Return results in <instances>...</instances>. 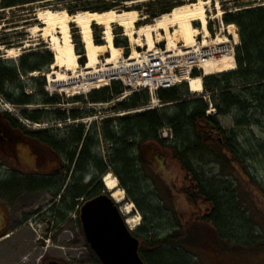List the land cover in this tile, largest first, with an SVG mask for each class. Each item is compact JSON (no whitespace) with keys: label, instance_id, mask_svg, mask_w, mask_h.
<instances>
[{"label":"trees","instance_id":"obj_1","mask_svg":"<svg viewBox=\"0 0 264 264\" xmlns=\"http://www.w3.org/2000/svg\"><path fill=\"white\" fill-rule=\"evenodd\" d=\"M43 1L49 0H0V10ZM168 2L154 0L146 3L150 6L148 18L170 12L175 5ZM112 7L103 6L90 11H105ZM221 18L223 24L237 27L239 44L235 47L234 69L202 78L204 92L209 95L214 113H207V100L190 93L185 82L159 88L156 99L160 105L146 108L151 100L147 90L132 91L123 96L125 87L119 81H112L109 86L91 90L86 99L73 96L68 100L69 103L90 104L115 101L111 108L115 113L113 117L92 121L88 125L78 121L60 129L34 131L40 142L58 153L66 173L49 175L45 179H1L0 191L15 194L50 186L56 201L52 216L58 223L71 212L77 213L79 199L87 201L100 193H107L101 178L111 171L142 214V224L132 234L139 240L138 251L145 264H192L195 257H189L183 244L191 240L195 221L211 223L216 231L215 244L222 249L264 246V240L254 235L248 210L240 205L236 207L238 199L231 181L210 177L204 170V166L210 163L218 166L221 172L228 168L241 169L255 182L248 159L252 153H259L264 160V141H256L252 134H246L250 128H264V4L226 11ZM208 29L211 30L210 23ZM94 43L100 44L98 39ZM113 46L123 47L127 55L126 37H115ZM71 51L74 55L84 54L79 45H75V50L73 45ZM52 60L49 53H34L27 60L20 58L17 62L0 60V93L16 106H42L21 111L20 115L31 123L67 118L81 120L91 115L92 111L83 109L48 110L53 104L60 103V98L49 96L42 89L44 78H28L32 91L25 92L20 75L47 68ZM79 63H85L84 56L79 58ZM199 74L198 71L192 72L193 76ZM0 114L11 125L20 126L10 115ZM222 120H228L227 127ZM166 128L169 134L163 137L161 132ZM167 154L184 173L186 185L181 191L195 208L196 216L192 213L185 222L176 221L171 230L160 236L154 230L156 223L167 219L169 222L170 214L161 201L151 203L147 200L146 191L148 186L156 185L153 166L158 161L164 163ZM257 189L264 197V188L259 185ZM156 192L155 189L152 193ZM147 215L151 219H147Z\"/></svg>","mask_w":264,"mask_h":264},{"label":"rangeland","instance_id":"obj_2","mask_svg":"<svg viewBox=\"0 0 264 264\" xmlns=\"http://www.w3.org/2000/svg\"><path fill=\"white\" fill-rule=\"evenodd\" d=\"M149 1L154 0H49L46 2H37L0 10V60L17 62L20 58L27 60V57L34 53H49L52 56L53 64L55 61L54 55L58 57L59 55H63L64 48L62 49V47L64 46V42L62 40L64 36L60 33L58 24L52 23L50 26V33H53L57 37L58 48L56 50L52 49L50 45L51 41H49L50 38H43L41 36V33L43 34V32L36 31L35 33H32V27L34 26H37L38 28L48 27L46 23H41L42 21L39 22V20L36 19L39 12L42 10L47 9L52 12H60L63 10L66 14L72 15L78 11H90V9L93 8L112 5L113 7L111 9L124 11L135 10L138 18L134 22V27L136 30H143L145 26L154 25V20L160 16L159 15L153 19L148 18L147 9L150 8V6H147L146 3ZM196 1L198 2V0H169L168 3L175 5V7H179ZM202 1L205 2V25L207 26L210 23L212 28L211 31H208V28L206 27L210 35V37H207V40H209L208 43L212 42L214 38L215 42L224 39L226 29L223 27L226 25L223 24L222 27L219 21V17L224 12L235 11L247 6L264 4V0ZM83 7L86 9L88 8V10H83ZM152 7L154 8L155 6L153 5ZM220 11L221 15L219 16L218 14ZM66 24L69 43L74 45V49L75 45H79L85 53L84 45L81 43L79 28L74 23L67 22ZM190 27L194 32L200 30L198 34H194V40L188 42L183 36V28L181 24H177L175 27L170 28L171 33L175 29L177 30L175 35H173V33L171 34L175 46H169L167 40H163V31L161 32L159 30V33H151L152 40L154 41V45L151 49H154V47H160L161 44L162 49L167 46L170 49H173L178 48L181 45H183V47L191 46L194 42L204 43L203 30L199 21H191ZM229 29L231 30V28ZM91 31L93 41L98 39L100 45L105 44L103 39L104 30L101 26L92 24ZM110 33L112 40L115 37H126L128 41L127 55H125L126 49L119 47L117 48L118 55L112 56L113 59L118 57L120 53L124 57H127L131 55L133 50L139 52L148 49V46L144 43V35L139 32L134 35V37L138 39L137 42L129 40V38L123 34V28L118 25L112 24L110 27ZM211 38L212 41H210ZM139 43H141V45H138ZM26 44L33 45L25 47ZM8 49L14 50L12 51L11 56H7L6 54V50ZM108 57H110V54L104 52L99 54L98 59L103 61ZM85 61L87 62L86 58ZM52 64H49L47 68L32 72L28 74L27 77L23 76V78L20 79L25 86V92L31 93L32 91V83L28 81V78L36 77L44 78L42 89L49 95L52 85L48 82L49 78L47 77V74L52 71ZM55 69L57 72H64V68ZM58 97L60 98V103L53 104L47 108L48 110H89L93 112L90 117L94 118V121H101L104 118L113 117L115 114L111 111L115 101L106 104L69 103V98L66 97L63 92L62 96L60 97L58 95ZM36 99H38V97H36ZM39 107L42 106L39 104L29 106L13 105L9 110L13 111L11 114H18L21 118L20 113L23 109H34ZM1 109H4V107ZM11 117L17 121L20 127L30 131L60 129L65 125H68L61 124L60 127L58 125H48L28 129L17 117ZM89 123L90 122L86 120L84 124L88 125ZM222 124L227 127L229 124L228 120H222ZM246 134H252L256 141H264V128H250L249 130H246ZM17 148L19 160L24 164H29L28 169L31 170L32 165L29 163L30 156H28L26 148L20 143L17 144ZM10 157L11 156L5 154V152L0 151V180L7 171V165H4V162L7 163V159ZM248 167L251 170L250 174L254 177L255 182L241 169L236 170L228 168L224 172H221L218 166H214L213 163H210L204 166V170L209 172L210 177L215 176L217 179L226 178L231 181V188H233V193L238 199L236 201V207L238 208L240 205L242 208L248 210L247 215L253 221L251 227L254 230V235H259L258 237L264 240V197L257 189L259 185L264 188L263 155L259 153L253 155L252 153V157L248 159ZM153 170L154 175L157 177V181L155 187H147V200L151 203H158V201H161L163 208L168 209L167 212L170 214L171 219L169 222L167 218V220H162L161 222L157 221L154 230L157 235L161 236L171 230V228L176 225V221L183 223L187 220L189 214L192 213L196 216V210L195 208H192V205L187 201L185 195L181 191L186 183L184 180V173L177 162L172 160L167 154L165 162L162 163L158 161L155 167L153 166ZM108 173H110L112 177H115L111 171ZM117 186L122 192V197H120L122 203H117L118 210L123 209L127 205L130 206L131 209L129 217L125 218L124 215H122V217L124 220L137 218V227L140 226L143 221L140 210L120 187L118 180ZM155 189L157 190L156 194L152 193ZM105 190L108 192V195H111V192L107 190V188H105ZM52 200L53 199L46 194H10L2 190L0 191V236L5 232L8 234V237L6 236L7 238L5 239H2L3 236L0 237V264H43L44 262L46 264L49 260L57 261L60 264H100L97 256L88 246L76 213L73 211L67 215L66 219L55 223L52 212L54 213L55 211L54 208L56 207V203L50 208L47 207ZM57 207H60V205ZM147 219H151V217L147 215ZM193 224L191 240L189 239L183 244L189 257H195V260L192 259V264H264V246H258V244H256L253 248L229 246L222 249L218 247L219 245L217 246V244H215L216 231L211 223L195 221ZM132 230L135 231V228Z\"/></svg>","mask_w":264,"mask_h":264},{"label":"bare ground","instance_id":"obj_3","mask_svg":"<svg viewBox=\"0 0 264 264\" xmlns=\"http://www.w3.org/2000/svg\"><path fill=\"white\" fill-rule=\"evenodd\" d=\"M221 15V11L218 14ZM37 16V14H36ZM222 16V15H221ZM138 18L137 12L135 10L133 11H124V10H116V9H109L105 11H78L72 15L66 14L65 11L60 12H52L50 10H42L39 12L38 17L36 18L41 23H46L48 27L44 28H38L37 26L32 27V33H35L36 31L43 32L41 33V36L44 38L48 37L50 38L49 41H51L50 45L52 49H57V37L53 33H50V26L52 23L58 24L60 28V33L63 34V42L65 51H63V55L55 56V61L52 64V71L47 74V77L49 78L48 81L52 82L54 77H57L55 81L62 82V81H68V79H73V73L74 71H77L79 69V63L77 61V55L72 54L71 48L72 44L68 41V30H67V22L74 23L79 28V34L81 37V43L84 45V56L87 59V65L84 68L85 70L94 68L98 64V57L100 53L107 52L110 54V57L107 59V63H112L111 61L115 62L119 59L120 55L113 59L112 56L118 55V50L113 46V40L110 33V27L112 24L118 25L119 27L123 28V34L129 38L131 41H138L134 37L138 32L142 35H144V43L148 46V50L150 51L151 48L154 45V41L152 40L151 33H159V30L164 32L163 40H167L169 43V46H175V42L172 41V36L176 34V29L171 33L170 28L175 27L177 24H181L182 26V32L183 36L185 37L186 41H193L194 34H198L199 30L197 32H194L190 27L191 21H199V23L202 26L203 30V39L204 44L207 41L208 31L206 30V15H205V2L202 0H198V2H193L187 5H182L179 7H175L170 12L164 13L157 17L154 20V25L145 26V28L142 30H136L134 27V22ZM92 24L99 25L104 30V41L105 44L99 46L94 44V41L92 40V31L91 26ZM233 24L229 25V28H231V32L236 35V32L234 31ZM181 32V31H180ZM181 32V33H182ZM162 34V33H161ZM237 37V35H236ZM219 40V39H217ZM212 41V38H211ZM221 41V40H219ZM213 42H215V39H213ZM216 43V42H215ZM209 43H206L208 45ZM33 44H26L25 47L32 46ZM138 45H141L139 43ZM192 46V45H191ZM191 46H186L187 48H190ZM155 48V47H154ZM51 49V48H50ZM20 50V49H19ZM13 49L6 50L7 56H11ZM137 51L133 50L129 60H135L137 59ZM6 56V57H7ZM17 56V55H16ZM64 62H63V61ZM209 66V68L215 69L218 72L219 71H228L232 70V62L231 59L228 57H223L219 59L217 62L208 63L206 64ZM220 65V66H218ZM64 68V72H57L55 68ZM234 67V66H233ZM207 69V74L209 75V69ZM220 69V70H218ZM234 69V68H233ZM110 70V69H108ZM102 71V70H101ZM75 74V72H74ZM106 75V74H105ZM109 75H113V73L110 70ZM181 81H185L188 83L191 87L190 91H198L201 86V78L200 76H194V77H185ZM179 83V82H178ZM177 84V83H176ZM65 86V84H63ZM108 86L107 82H103L100 84L99 87ZM142 90V89H140ZM102 181L104 186L111 192L110 197L115 201L116 203L121 204L122 199H120L121 196V190L117 186V180L115 177H112L110 173H106L102 177ZM120 214L124 215L125 218L130 216L131 209L130 206H126L123 209H120ZM125 223L127 224L128 228L134 229L138 225V219H126Z\"/></svg>","mask_w":264,"mask_h":264},{"label":"built area","instance_id":"obj_4","mask_svg":"<svg viewBox=\"0 0 264 264\" xmlns=\"http://www.w3.org/2000/svg\"><path fill=\"white\" fill-rule=\"evenodd\" d=\"M232 28H234L237 35V28L235 26H232ZM225 32L224 39L216 43L212 41L208 45L196 42L190 48L181 45L173 49L169 47L164 49L155 48L150 51L146 49L138 52L135 60H129L130 56H120L117 61H111L112 63H107L108 59L99 60L94 68L88 70L84 69L85 64L74 71L75 74L71 72L73 73V79L58 82L55 81L57 77L52 78L50 93H57L60 96L62 92L66 96L74 94L86 96L92 88H98L103 82L120 81L125 87L129 88V91L146 89L152 97H155L158 88L173 86L181 82L182 79L188 75L190 76L193 69L205 72L204 66L206 64H214L223 57L230 58L232 62L238 36L236 37L231 32L229 25L226 26ZM108 69L111 70L113 75H109L110 70ZM199 92L204 99L209 101L208 94L202 93L201 87ZM157 104L158 101L152 99L151 106ZM0 106L11 109L1 94ZM211 106L209 102L208 112H214ZM66 121H69V119Z\"/></svg>","mask_w":264,"mask_h":264},{"label":"water","instance_id":"obj_5","mask_svg":"<svg viewBox=\"0 0 264 264\" xmlns=\"http://www.w3.org/2000/svg\"><path fill=\"white\" fill-rule=\"evenodd\" d=\"M79 219L87 243L102 264H145L139 255L138 239L106 193L88 199L80 208Z\"/></svg>","mask_w":264,"mask_h":264},{"label":"flooded vegetation","instance_id":"obj_6","mask_svg":"<svg viewBox=\"0 0 264 264\" xmlns=\"http://www.w3.org/2000/svg\"><path fill=\"white\" fill-rule=\"evenodd\" d=\"M208 41L209 40L205 43H208ZM33 133L34 131L23 129L20 126L11 125L6 119L0 116V151H3L5 154L11 156L7 159V163L4 162V165H7V171L6 174L3 175L2 179L5 181L8 179L12 181L14 178L45 179L48 178L49 175L56 174L59 176L66 173L65 165L58 153L50 146L40 142ZM18 143L22 144L23 147L26 148L27 154L30 156L29 163L32 165L31 170L28 169L29 164H24L19 160L17 148ZM19 193L46 194L52 199L54 197V191L50 188V186L34 190H22L19 191ZM85 201L86 200L84 199L78 200L79 205L75 209L77 210V213H80V208ZM50 203L47 206L48 208L54 205L56 201L53 199ZM49 262L50 260L46 264ZM43 264H45V262Z\"/></svg>","mask_w":264,"mask_h":264},{"label":"crops","instance_id":"obj_7","mask_svg":"<svg viewBox=\"0 0 264 264\" xmlns=\"http://www.w3.org/2000/svg\"><path fill=\"white\" fill-rule=\"evenodd\" d=\"M7 237H8V236H7ZM7 237H6V236H3L2 239H5V238H7Z\"/></svg>","mask_w":264,"mask_h":264}]
</instances>
